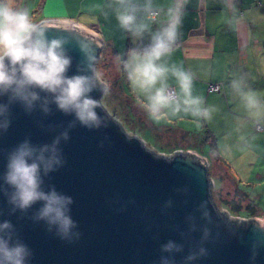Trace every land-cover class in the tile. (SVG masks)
<instances>
[{
	"label": "water",
	"instance_id": "water-1",
	"mask_svg": "<svg viewBox=\"0 0 264 264\" xmlns=\"http://www.w3.org/2000/svg\"><path fill=\"white\" fill-rule=\"evenodd\" d=\"M40 22L47 24L48 38L69 41V76L78 68L87 74L76 47V41L83 38L95 49L96 71L103 49L98 36L72 22ZM96 84L91 96L98 101L96 111L107 126L89 130L77 124L70 129L69 139L60 144L64 165L44 178L46 190L53 185L72 197L71 216L79 239L63 241L54 231L48 232L43 222L34 223L29 217L39 204L26 214L9 215L10 206L0 192V221L10 220L32 250L29 264H161L162 256L186 264L184 257L200 248L207 254L188 264H264V222L231 217L216 207L210 163L195 152L155 153L125 130L115 112H119L117 106L110 112L105 108L104 86ZM10 119L8 130L0 132V176L6 153L19 142L28 138L36 145L51 143L73 117L54 105L51 114L44 115L39 106L27 114L13 104ZM169 240L183 245V251L162 252L161 245Z\"/></svg>",
	"mask_w": 264,
	"mask_h": 264
},
{
	"label": "clouds",
	"instance_id": "clouds-1",
	"mask_svg": "<svg viewBox=\"0 0 264 264\" xmlns=\"http://www.w3.org/2000/svg\"><path fill=\"white\" fill-rule=\"evenodd\" d=\"M189 0H172L170 6L160 8L155 0H113L111 5L119 27L130 36H151L150 43L129 50L122 62L123 71L132 88L141 95L150 118L177 117L181 114L199 121H210L215 107H206L204 98L193 94L194 75L182 65L170 64L183 13ZM234 9V0H225ZM162 16L159 27L153 31L152 23ZM152 17V21L148 20ZM48 26L36 23L27 8H18L13 0H0V132L11 124L10 107L19 104L31 114L37 106L44 115L52 106L62 114L72 116L66 130L55 136L51 143L36 145L25 138L6 153V163L0 180V192L10 206L9 215L26 214L39 204L29 217L34 223L43 222L48 232L63 241L79 239L78 227L71 216V196L58 192L53 185L45 188V177L65 163L60 144L69 139V130L77 124L89 130L106 127L96 109L99 103L91 93L97 90L99 79L95 71L96 53L93 44L83 38L76 47L84 57L87 74L80 68L68 75L72 57L67 54L69 41L64 37L48 38ZM174 80L175 86L169 81ZM232 90L241 106L256 122L264 121V98L243 79H233ZM104 91L107 92V86ZM43 94V95H42ZM206 203V202H205ZM203 206V205H202ZM205 217L208 213H204ZM207 229L204 238L207 237ZM162 252L179 253L183 245L169 240L161 245ZM200 248L184 257L186 264L206 255ZM32 250L19 238L10 220L0 221V264H29ZM251 260L255 259V251ZM161 264H175L162 256Z\"/></svg>",
	"mask_w": 264,
	"mask_h": 264
},
{
	"label": "crops",
	"instance_id": "crops-1",
	"mask_svg": "<svg viewBox=\"0 0 264 264\" xmlns=\"http://www.w3.org/2000/svg\"><path fill=\"white\" fill-rule=\"evenodd\" d=\"M155 2L166 9L172 0ZM112 4L113 0H43V16L36 23L41 20L72 22L98 36L103 43L102 50L106 51L112 64L109 61L105 66L104 62L99 64L104 66L101 70L97 69L99 78L109 90L115 84L116 89L120 90L118 86L123 85L137 106L134 114L142 115L141 119L153 128L146 116L144 98L132 88L122 67L129 50L146 47L151 36L145 33L142 38H135L124 32L115 19ZM234 9L227 6L225 0H189L182 16L178 39L170 57H166L170 64L182 65L193 73V94L203 97L206 107H215L212 119L198 122L191 116L181 114L175 118L162 117L159 119L160 126L155 128L171 127L177 135H185L194 144L202 142L197 132L201 126L210 130L218 153L229 166L228 176L223 177L217 192L222 194L227 187L230 202L244 196L245 202L240 208L243 210L248 205L250 195L240 191V186H255L258 179L264 180V121L256 122L244 112L239 97L230 85L233 79H243L264 98V0H234ZM162 19V16L155 18L153 31L159 27ZM148 20L152 21V17H148ZM107 56L105 59H108ZM110 66L113 70H110ZM169 82L175 86L174 80L170 79ZM215 84L221 86L218 93L209 91V87ZM121 105H116L119 113L127 116L132 103L124 100ZM257 126H260V130ZM209 143L206 142L207 145ZM185 151L195 152L202 157L205 155L191 147ZM226 212L235 218L264 221L263 214L257 213L251 217L239 211L235 214Z\"/></svg>",
	"mask_w": 264,
	"mask_h": 264
},
{
	"label": "rangeland",
	"instance_id": "rangeland-1",
	"mask_svg": "<svg viewBox=\"0 0 264 264\" xmlns=\"http://www.w3.org/2000/svg\"><path fill=\"white\" fill-rule=\"evenodd\" d=\"M42 1L43 0H19V2H15L13 0V4H14L15 7H18V8H27L28 11H29V13H30L31 19L34 22H36L37 20H39L43 16V13H42V10H43ZM41 21H43V20H41ZM107 58L108 59H105L106 62L104 61V66H105V63H107L108 61H109V64H111V61H110V59H109L108 56H107ZM111 66H112V64H111ZM111 66H110V70H113V68H111ZM103 67L99 66V70H101ZM110 87L111 88L113 87L112 84L110 85ZM109 92L112 93L113 90H111ZM121 98H122V95H121ZM119 100H117V102H112V100H109V99H106L105 98L104 99V103H102V104L103 105L105 104V108L110 112V108L113 105H117L118 106L121 103V100L120 101ZM124 100L128 104L133 103L131 101V99L128 96H126V95H124ZM102 102H103V100H102ZM132 109H133L134 112H136V107H133ZM128 113L130 114L129 124H131L130 121L134 123L133 126L136 129L135 131H136L137 135H134L133 133H131V131L130 132L127 131V129L130 128L129 126H127L128 125L127 122H125V126L127 128L125 130L130 135L137 136L141 140H143L144 143L150 149H152L155 153L162 154L161 151H165V152L168 153L169 150L172 147H180V148H182L184 150H186L187 147H191V148L197 149L198 151H200V153H202L201 150L203 151L204 149L207 148L205 151H203V153H205V154L208 155V153H209L208 152V149H209L208 146H209V144L208 145L206 144V142L208 141V138H207V135L208 134L206 133L208 129L206 127L201 126L197 130L198 135H199V141H202V143H204V144L203 145H200V146H194V145L188 144V142H186V141H181L180 138L175 137V133H173V134H171V133H161V132H158V130H156V129H154V131H152V133H151L150 132L151 128L150 127H147L144 124V122H140V121H136L135 122L134 121V114H133V112H131L130 110H128ZM121 114L122 113H119L120 118L122 116ZM137 116H139V115H137ZM146 116H148L147 119L150 121L151 126H156V127H159L160 126V121L159 120L150 118L149 115H146ZM140 117H142V115ZM228 141H230V140H228ZM176 151H180V150H176ZM176 151H174L173 153H170V154H165V155L170 156L171 154H174ZM209 165H210L209 166V170H210L209 171V176L213 177V180H214L213 182L215 183L214 190H216L220 186V184L223 183V180H222L223 177L227 178L228 174L226 172V169L224 170L223 169V166H221V165H218L217 164V166L214 167V164L211 161H210V164ZM214 190L212 189V193H214L213 192ZM240 191L245 192V193L247 192L250 195L248 197V204L254 210L257 211L256 213H258V215H260V214H263L264 215V180H259L258 179L257 180V183L255 184V186H249V187L240 186ZM229 196L230 195H229V193L227 191V187H226L222 191V194H221L222 200H228L229 201L230 200V197ZM217 197L218 196L216 195V192H215V195L213 194L214 204L216 205V207L219 210H223V208H221V206L218 205ZM239 212H240V214L246 215V216L250 213L249 210H247V209L240 210Z\"/></svg>",
	"mask_w": 264,
	"mask_h": 264
},
{
	"label": "trees",
	"instance_id": "trees-1",
	"mask_svg": "<svg viewBox=\"0 0 264 264\" xmlns=\"http://www.w3.org/2000/svg\"><path fill=\"white\" fill-rule=\"evenodd\" d=\"M107 53H106V51L105 50H102L101 51V54H100V57H99V60H98V63H97V65H96V72H97V69H99V64L100 63H103L104 61H105V58H106V55ZM99 85H102V86H104V88H105V86H107L106 85V83H104L100 78L96 81ZM117 84H115L114 85V87L112 88V90H113V92L112 93H110L109 91H111V90H109V88H108V86H107V92H105L104 91V96H103V98H102V100H103V102L102 103H104V99L106 98V99H109V100H112V102H117V100H119L120 98H121V95H122V98L120 99L121 100V106L120 107H122L123 106V101H124V95H127V92H128V90H126V88L122 85V86H118V88L120 89V90H118V89H116L117 88V86H116ZM221 90V89H220ZM215 93H218V92H215ZM119 96V97H118ZM128 96V95H127ZM129 97V96H128ZM119 100V101H120ZM110 104V103H109ZM104 106H105V104H104ZM116 107V105L115 106H112V108H115ZM133 107H136L137 108V106H136V104H133L132 103V105H130L129 106V109L128 110H130L131 112H133V110H132V108ZM127 110V111H128ZM116 112V114L117 113H119L118 111H115ZM133 114H134V112H133ZM123 116V115H122ZM121 116V118H120V116H118L119 117V120L121 121V123H122V126L125 128V129H127L126 128V126H125V122H127L128 123V125L127 126H129L130 128V130L129 129H127V131H131V133H133L134 135H137V133H136V129L134 128V126H133V122H131L130 121V123L131 124H129V119H130V114L127 112V116H123L122 117ZM143 117V116H142ZM134 121L136 122V121H140V122H144V124L148 127L149 125H148V123H146L144 120H142L141 119V117L140 116H137V114L135 113L134 114ZM156 126H154L153 128H151V130H150V132L152 133V131H154V129H156V130H158V132H161V133H171V134H173V133H175L174 131H173V129L171 128V127H169V128H155ZM208 135H207V138H208V141L207 142H210L209 143V146H208V155L207 154H205V155H203L204 157H206L207 159H208V161H209V163H210V161L211 162H213V164H214V167H216L217 166V164L218 165H221V166H223V168H225L226 169V172H227V169L229 168V166H228V164H226V161H224V159L222 158V156L218 153V151H217V147H216V143H215V138H214V136L212 135V132H210V130H207V132H206ZM175 137H177V138H180V140L181 141H186V142H188V144H191V145H194V146H199L202 142H200V143H197V144H194L193 142H191L190 141V139L189 138H187L185 135H183V136H179V135H177V133H175ZM196 139H197V137H196ZM187 145V144H186ZM188 149V147L186 148V150ZM176 150H180V151H183V152H185V150L184 149H182V148H180V147H172L170 150H169V152L167 153V152H165V151H161L162 152V154H170V153H173L174 151H176ZM201 152H202V154H203V151L201 150ZM200 154V153H199ZM201 154V155H202ZM198 155V154H197ZM202 157V156H201ZM224 169V170H225ZM228 173V172H227ZM215 185V184H214ZM215 188V187H214ZM214 188H213V190H214ZM214 193H212V199H213V194L215 195V192H216V195L218 196L217 197V201H218V205H220L221 206V208H223V209H225L226 211H228L229 213H233V214H235L236 212H238V211H240V208L242 209L243 208V204H244V200H245V197L244 196H240V198L238 199V201H235V200H232V202H230V201H228V200H222V197H221V194H219L218 192H217V189L216 190H214L213 191ZM219 194V195H218ZM215 197V196H214ZM245 209H247V210H249V214L247 215V216H251V217H254V216H256V210H254L249 204L246 206V207H244Z\"/></svg>",
	"mask_w": 264,
	"mask_h": 264
},
{
	"label": "built area",
	"instance_id": "built-area-1",
	"mask_svg": "<svg viewBox=\"0 0 264 264\" xmlns=\"http://www.w3.org/2000/svg\"><path fill=\"white\" fill-rule=\"evenodd\" d=\"M221 89V86L219 84H215V85H211L209 87V91L210 92H219ZM257 129L260 130V126H257ZM172 155V154H171ZM255 220V219H254ZM257 220H261V219H257ZM263 221V220H261ZM264 222V221H263Z\"/></svg>",
	"mask_w": 264,
	"mask_h": 264
}]
</instances>
